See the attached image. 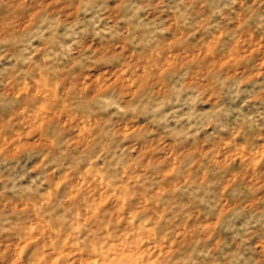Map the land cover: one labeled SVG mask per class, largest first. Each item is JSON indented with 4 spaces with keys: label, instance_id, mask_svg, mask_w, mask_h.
Wrapping results in <instances>:
<instances>
[{
    "label": "rangeland",
    "instance_id": "obj_1",
    "mask_svg": "<svg viewBox=\"0 0 264 264\" xmlns=\"http://www.w3.org/2000/svg\"><path fill=\"white\" fill-rule=\"evenodd\" d=\"M0 264H264V0H0Z\"/></svg>",
    "mask_w": 264,
    "mask_h": 264
}]
</instances>
